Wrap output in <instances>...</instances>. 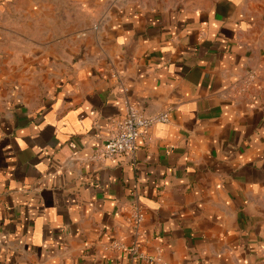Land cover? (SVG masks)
Instances as JSON below:
<instances>
[{
	"label": "crops",
	"instance_id": "0c3cea01",
	"mask_svg": "<svg viewBox=\"0 0 264 264\" xmlns=\"http://www.w3.org/2000/svg\"><path fill=\"white\" fill-rule=\"evenodd\" d=\"M183 1L0 0V264H264V0ZM126 95L170 120L97 162Z\"/></svg>",
	"mask_w": 264,
	"mask_h": 264
},
{
	"label": "built area",
	"instance_id": "2783aa9c",
	"mask_svg": "<svg viewBox=\"0 0 264 264\" xmlns=\"http://www.w3.org/2000/svg\"><path fill=\"white\" fill-rule=\"evenodd\" d=\"M113 76L118 77V79L120 78L117 74ZM249 77L245 83L246 86H251L254 83L255 72L250 71ZM119 81V86L126 92L127 88L123 81L121 79ZM121 107L123 110L122 116L112 120L111 134L92 156V159L97 162H104L118 155H133L137 146V140L144 136L150 127L158 123H167L170 120L169 110L155 114H147L128 95L123 98ZM131 212L132 224L136 233H138L144 222L145 214L138 202L132 204ZM108 248L126 249L125 245L118 240L110 241ZM129 251L133 260L166 264L160 255H149L142 252L137 242L132 244Z\"/></svg>",
	"mask_w": 264,
	"mask_h": 264
},
{
	"label": "rangeland",
	"instance_id": "374dc122",
	"mask_svg": "<svg viewBox=\"0 0 264 264\" xmlns=\"http://www.w3.org/2000/svg\"><path fill=\"white\" fill-rule=\"evenodd\" d=\"M135 3L142 4L144 6H154V7H163V6H169V7H176L178 4H184L183 0H134ZM62 7H67V4L64 2L61 5ZM61 7V8H62ZM64 18L61 20L62 22L60 23V27H64V30L67 32H71V30H67V28L70 29L72 27V22L73 18H67V16H63ZM73 23H75L76 27L77 26H82V18H79V20H75ZM54 40V39H53ZM68 40H71V38H68ZM70 43V41H69Z\"/></svg>",
	"mask_w": 264,
	"mask_h": 264
}]
</instances>
